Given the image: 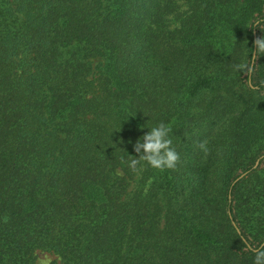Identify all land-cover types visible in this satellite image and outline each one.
<instances>
[{"label": "trees", "instance_id": "obj_1", "mask_svg": "<svg viewBox=\"0 0 264 264\" xmlns=\"http://www.w3.org/2000/svg\"><path fill=\"white\" fill-rule=\"evenodd\" d=\"M261 36L264 0H0V264H253ZM159 122L176 167L131 171Z\"/></svg>", "mask_w": 264, "mask_h": 264}, {"label": "clouds", "instance_id": "obj_2", "mask_svg": "<svg viewBox=\"0 0 264 264\" xmlns=\"http://www.w3.org/2000/svg\"><path fill=\"white\" fill-rule=\"evenodd\" d=\"M254 45L255 55L252 57L253 61L256 57L264 55V36L257 38ZM254 66L255 64L250 63L249 58L246 64L241 65L249 71ZM171 133L172 128L164 122H159L148 128L133 145V150L137 155L129 154V157L124 160L126 166L133 172L142 171L145 165L161 171L174 169L179 161V153L173 146ZM253 264H264V247L258 246L254 249Z\"/></svg>", "mask_w": 264, "mask_h": 264}, {"label": "rangeland", "instance_id": "obj_3", "mask_svg": "<svg viewBox=\"0 0 264 264\" xmlns=\"http://www.w3.org/2000/svg\"><path fill=\"white\" fill-rule=\"evenodd\" d=\"M97 60H93V63ZM55 259V256L47 252H38L36 264H50V262Z\"/></svg>", "mask_w": 264, "mask_h": 264}, {"label": "water", "instance_id": "obj_4", "mask_svg": "<svg viewBox=\"0 0 264 264\" xmlns=\"http://www.w3.org/2000/svg\"><path fill=\"white\" fill-rule=\"evenodd\" d=\"M255 55V53H253V56ZM252 63H253V61H252Z\"/></svg>", "mask_w": 264, "mask_h": 264}]
</instances>
